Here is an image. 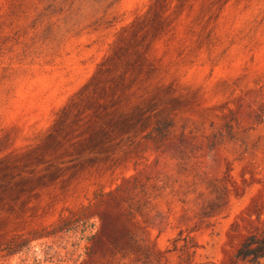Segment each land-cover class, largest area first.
I'll return each mask as SVG.
<instances>
[{
    "label": "rangeland",
    "instance_id": "1",
    "mask_svg": "<svg viewBox=\"0 0 264 264\" xmlns=\"http://www.w3.org/2000/svg\"><path fill=\"white\" fill-rule=\"evenodd\" d=\"M264 0H0V264H264Z\"/></svg>",
    "mask_w": 264,
    "mask_h": 264
},
{
    "label": "trees",
    "instance_id": "2",
    "mask_svg": "<svg viewBox=\"0 0 264 264\" xmlns=\"http://www.w3.org/2000/svg\"><path fill=\"white\" fill-rule=\"evenodd\" d=\"M234 257L250 263L264 260V231L250 232L237 247Z\"/></svg>",
    "mask_w": 264,
    "mask_h": 264
}]
</instances>
